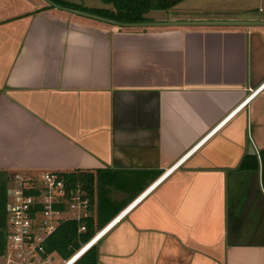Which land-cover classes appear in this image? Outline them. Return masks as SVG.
<instances>
[{"label": "crops", "instance_id": "crops-1", "mask_svg": "<svg viewBox=\"0 0 264 264\" xmlns=\"http://www.w3.org/2000/svg\"><path fill=\"white\" fill-rule=\"evenodd\" d=\"M213 2L163 23L264 22L249 6L201 12ZM39 7L0 0V172L148 187L184 158L98 240L97 264H264V85L246 101L264 84V27L125 29Z\"/></svg>", "mask_w": 264, "mask_h": 264}, {"label": "built area", "instance_id": "built-area-1", "mask_svg": "<svg viewBox=\"0 0 264 264\" xmlns=\"http://www.w3.org/2000/svg\"><path fill=\"white\" fill-rule=\"evenodd\" d=\"M263 85L251 93L246 101ZM246 101L231 114H234ZM195 148L190 150L187 156ZM183 160L184 158L180 159L139 193L128 206L96 231L87 244L82 245L68 260L62 261V264H73L85 252L86 247L94 246ZM90 207L83 185L79 182L69 183L60 172L10 174L6 188L5 242L0 264H49L55 254L48 255L44 252L43 244L48 236L63 222L74 221L78 224L80 220L92 217L94 213L89 211ZM82 232L84 227L78 225L76 233Z\"/></svg>", "mask_w": 264, "mask_h": 264}, {"label": "trees", "instance_id": "trees-1", "mask_svg": "<svg viewBox=\"0 0 264 264\" xmlns=\"http://www.w3.org/2000/svg\"><path fill=\"white\" fill-rule=\"evenodd\" d=\"M62 8L81 11L106 18L118 23L139 24L151 22L146 15L150 12H166L184 0H99L109 9H85L66 0H48ZM251 169H257V163L247 158ZM261 184L264 190V151L260 154ZM69 182H79L85 189L90 205L92 217H86L75 223L66 221L48 236L43 244L45 254H55L61 261L68 260L82 245L88 243L96 231L108 223L124 207L110 198L111 192L127 194L130 198L137 196L146 187V178L140 175H124L116 171L102 170H74L61 172ZM9 173L0 172V256L5 242V202ZM140 176V177H139ZM92 206H94L92 208ZM83 226L84 232L76 233L77 226ZM73 264H97L96 247L91 246Z\"/></svg>", "mask_w": 264, "mask_h": 264}, {"label": "rangeland", "instance_id": "rangeland-1", "mask_svg": "<svg viewBox=\"0 0 264 264\" xmlns=\"http://www.w3.org/2000/svg\"><path fill=\"white\" fill-rule=\"evenodd\" d=\"M36 3H38V5L40 6V10L45 9V10H50L52 7L47 6L44 2H42L41 0H33ZM68 3L71 4H75L78 5L80 7H83L85 9H109V7L107 8V6L102 5L99 0H66ZM260 3V4H259ZM193 6V5H191ZM203 6V4H202ZM249 6V8H255L256 10H261L264 11V0L258 1V0H221V2H213V4H207L204 6V8L201 10V12H216L217 9L221 10V11H227V12H241L243 8ZM181 8V7H180ZM187 8H192V7H187ZM56 11L55 13L59 14V15H65L68 17H74L72 14H66L64 12L58 11V10H54ZM252 11V10H250ZM249 11V13H250ZM175 12H177L175 10ZM188 12V9H187ZM199 12V11H198ZM171 14L173 13L172 11H166V12H150L149 14L146 15L147 19L151 20V22L153 23H163L166 22L165 20H168L170 18H174L177 19V16H172ZM193 14V13H192ZM238 14H242V13H238ZM171 15V16H168ZM260 15V14H257ZM198 16V15H197ZM202 16H207V15H202ZM77 17V16H76ZM89 21L88 19H85V21ZM193 22V21H191ZM208 22H213V21H208ZM114 27V26H113ZM126 29V28H125ZM130 29H136V28H130ZM145 29H161V28H138L137 30H145ZM112 197L115 201H118L120 199H122L123 195L120 193H116L113 192ZM94 207V206H93ZM49 264H62V261L56 256L54 255L51 259H50V263Z\"/></svg>", "mask_w": 264, "mask_h": 264}, {"label": "water", "instance_id": "water-1", "mask_svg": "<svg viewBox=\"0 0 264 264\" xmlns=\"http://www.w3.org/2000/svg\"><path fill=\"white\" fill-rule=\"evenodd\" d=\"M41 1L44 2L47 6H50L55 10H58V11H61L64 13H68V14H72L74 16L82 17V18H85V19H88V20H91L94 22L114 26L117 28H126V29H130V28H167V27H205V28H209V27H218V28L224 27V28H226L227 27V28H230V27H237V26L238 27H254V26L264 27V22H251V21H247V22H229V21L186 22V21H181V22H168V23L147 22V23H139V24H126V23H118V22H115V21H112V20H109L106 18H102V17L96 16V15L88 14L85 12L58 7V6H55L54 4H52L51 2H49L48 0H41Z\"/></svg>", "mask_w": 264, "mask_h": 264}, {"label": "bare ground", "instance_id": "bare-ground-1", "mask_svg": "<svg viewBox=\"0 0 264 264\" xmlns=\"http://www.w3.org/2000/svg\"><path fill=\"white\" fill-rule=\"evenodd\" d=\"M239 109H241V108H239ZM239 109H238V110H239ZM238 110H237V111H238ZM237 111H236V112H237ZM91 246H92V245H90V246H88V247H86V248L89 249ZM86 248H85V251L87 250Z\"/></svg>", "mask_w": 264, "mask_h": 264}]
</instances>
